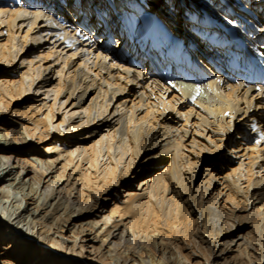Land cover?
Here are the masks:
<instances>
[{
    "label": "bare ground",
    "instance_id": "obj_1",
    "mask_svg": "<svg viewBox=\"0 0 264 264\" xmlns=\"http://www.w3.org/2000/svg\"><path fill=\"white\" fill-rule=\"evenodd\" d=\"M87 1L0 0V264H264V0Z\"/></svg>",
    "mask_w": 264,
    "mask_h": 264
},
{
    "label": "rangeland",
    "instance_id": "obj_2",
    "mask_svg": "<svg viewBox=\"0 0 264 264\" xmlns=\"http://www.w3.org/2000/svg\"><path fill=\"white\" fill-rule=\"evenodd\" d=\"M126 1L131 2L130 4H133L132 1L138 3V1H136V0H125L124 2H126ZM148 1L150 2V5H153L156 2L157 5L154 6V7L158 8L157 10H159V12L161 11V13H165V11L167 9H169L168 13L166 14L167 16L165 18H168L169 19V21L171 22V24H170L171 26H174V25L175 26H179L177 24V22H180L182 26H185V25L187 26V28L189 30L186 31L184 29V31L179 34V37L182 38L184 36H189L188 35V32H190V34H195L194 33V30H195L194 24L192 22H189L187 20V16H188V13H189V9H188V4H185V0H181V3H179V7H177V8H176V6H177L178 0H148ZM94 2H98V1L97 0H88L86 2L85 9H87V11L91 12V10H92L91 7L94 6V4H95ZM120 3H122V0H120ZM78 5H80V3H77V6ZM81 5L79 6L80 8H81ZM249 6H252V5H250V3H249ZM254 6L255 5H253L252 7H254ZM144 9H146L145 3L143 4V10L142 11H144ZM235 10L236 9H232V12L231 13L229 11H227V12L222 11L221 14L222 15H227V18H229V19L231 17H233V19H236L237 15H235L236 14L235 13ZM79 11H80V9H79ZM179 11H180V13H179ZM252 12L255 15L258 12L260 13L261 12V9H257V10H254L253 9ZM111 13H112L111 15L113 16L114 15V12H111ZM260 17H261V15H260ZM85 22H86V20H85ZM185 31L187 32L186 34H185ZM109 44H111V46H112L113 45V40L111 42H109ZM182 45H183V43L180 40L177 39V41L175 43V46H172L173 49H167L168 51L166 50V54H164V55L166 56V59H167L166 61L169 60V62H171L174 65H176L178 71L181 72V75L185 76V75H189L186 72V68L185 69L183 68V60L185 58H187V53H186V47L183 48ZM126 47H127V50H129L128 49V46H126ZM179 61L182 63L181 64V67L180 66H177V64L180 63ZM143 62H144L143 66H146V64H147L148 61H145V59H144ZM177 78L179 79V77H177ZM189 83H193V84L195 83V84H197L194 81H190ZM15 97L16 96H13L12 99H11V106H10V111L11 112H9L10 115H12V112L13 111H15V112H22L24 110L25 106H26L25 103L22 102L24 100V98H21V97L20 98L19 97L15 98ZM4 129H6V130H11V129L14 130L15 129L16 130L17 127L16 126L13 127V125H12L11 127L10 126H6ZM235 137H236V135H235ZM41 147H43V146H41ZM44 148H47V147H44ZM94 206H95V203L94 202L90 203V208L89 209L88 208L85 209L83 213H88L89 214L93 210V207ZM88 217H91V216H88ZM94 220H95V217H93V218L91 217L90 220H88V221H91V222L89 224H83L81 227L93 226ZM94 224H95V222H94Z\"/></svg>",
    "mask_w": 264,
    "mask_h": 264
}]
</instances>
